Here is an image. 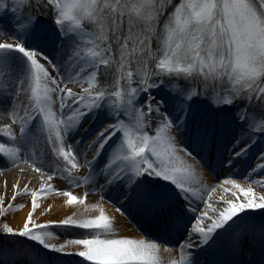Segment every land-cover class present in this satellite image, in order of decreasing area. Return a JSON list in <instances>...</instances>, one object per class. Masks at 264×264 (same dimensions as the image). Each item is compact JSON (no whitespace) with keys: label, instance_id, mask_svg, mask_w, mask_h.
Returning a JSON list of instances; mask_svg holds the SVG:
<instances>
[{"label":"snow or ice","instance_id":"6c2138e0","mask_svg":"<svg viewBox=\"0 0 264 264\" xmlns=\"http://www.w3.org/2000/svg\"><path fill=\"white\" fill-rule=\"evenodd\" d=\"M10 2L11 28L0 27V107L7 105L19 136L11 124L4 126L3 135L11 143L0 142V162L6 161V167L28 164L47 179L39 190H30L28 184L21 189L16 182L7 204L0 196V218L27 206L14 203L18 196L31 198L22 229L4 223L0 236L23 237L88 264H161V249L170 252V245L146 234L119 237L114 219L99 204H86L87 191L83 196L72 191L89 185L95 191L103 180L163 218L166 231L182 235L176 245L179 259L171 264H199L201 251L220 245L233 254L251 251L253 256L259 247L260 259L248 264H264V222L257 224L247 214L264 210V148L243 178L246 187L234 178L222 181L225 193L229 189L224 185L237 191L230 199L221 197L225 206L220 209L211 202L216 188H205L202 175L185 157L202 168L207 165L177 140V135L187 136L201 151L219 150L221 163L229 169L247 161L264 140V0ZM4 5L0 0V15L6 14ZM45 17L55 26L50 31L44 28ZM48 43L57 59L40 46ZM70 84L79 85L80 91ZM9 88L12 96L22 88L29 94L22 116L20 106L9 101ZM154 90L164 94L157 98ZM201 105L225 117L232 128L230 138L211 118L197 119ZM97 114L107 123L91 138L78 140L85 117ZM38 139L49 160L35 157ZM85 142L88 149L81 154ZM106 151L105 163L96 166ZM82 168L88 169L87 175H76ZM55 178L68 187L52 185ZM48 194L65 197L68 206L98 209L99 214L76 218L73 213L37 223L35 213ZM197 201L202 208L194 206ZM50 210L48 205L45 211ZM116 211L125 214L122 208ZM54 229L81 230L83 238L51 243L59 239ZM69 246L79 250L66 253Z\"/></svg>","mask_w":264,"mask_h":264},{"label":"rangeland","instance_id":"374dc122","mask_svg":"<svg viewBox=\"0 0 264 264\" xmlns=\"http://www.w3.org/2000/svg\"><path fill=\"white\" fill-rule=\"evenodd\" d=\"M174 2H178V0H174ZM10 7H11L10 0H5L4 10H5L6 14L0 15V27H4V28L9 29V30L11 28V23H12ZM53 27H55V26L52 25L51 23H45L44 24V28H47L48 30H51V28H53ZM7 42H12V41L8 40ZM45 46L49 47L48 44H45ZM54 55H56V53ZM2 82H3V78L0 77V83H2ZM183 83L184 82L182 81L181 84H183ZM71 86H76L77 92L80 91L79 85L70 84L69 87H71ZM191 86H194V85H191ZM12 91L13 90L11 88L8 89L9 101L14 100L17 105H19V103H28V95H29L28 93H26L24 90H21L19 95L12 96L11 95ZM160 93H162L161 95L164 94L163 91H160ZM157 98H159V97H157ZM5 106H7V105H5ZM201 115L205 116L206 118H211L214 122H217L218 125L222 128L225 137L230 138L231 133H232V128L225 121V117L223 115L211 114L209 112V110L207 109L206 105L200 106V110L197 113V119H199V117ZM84 121H86V117H85ZM106 123H107V119L103 115L97 114L94 116H88V120L83 125L84 127H86L84 129H86V131H89V135L87 137L91 138L93 136V134L98 129L103 127ZM17 136H19V134H17ZM76 138L79 140L80 137L79 138L76 137ZM177 140L180 143L187 146L190 150L194 151L195 153H198L197 148H195V146L191 143L190 139L187 136H185L183 139H181V137L179 135H177ZM1 142L11 143V141H9L8 138H5ZM261 148H264V140H261L260 144L257 147L252 149L247 161L242 162V163H238L234 167V168H236L237 173L230 172L228 175L218 176V177L215 174H213V171L210 170L208 166L205 168H202L201 165L198 164L195 160H192L191 158H188V157H185V159H186L187 163L195 165L196 171L200 172L202 174L203 178L205 177L204 175H206V177L203 179L205 188H208V187H215L216 188V191L211 193V195H212V201L211 202L214 203L216 207L222 209L225 205L221 201V197H223L224 199H230V198H232L230 193L232 191H237V190L232 189L231 185H227V186L224 185L223 186L224 188L229 189V193H225L223 191V188L220 187L221 181L224 180L225 178L230 177V178L236 179L237 182L241 183V185L243 187H246L247 185L245 184L243 178L247 176L249 169L255 163L253 157L256 155V153L258 151L261 150ZM86 149H88V142H85L82 146H80L79 151L81 154H83L86 151ZM30 151H31V149H30ZM93 155H94V150L91 152H88V155H87L88 159L87 160L91 161L93 159ZM106 156H107V151L101 155L96 166L103 165L105 163ZM202 160H203V163L205 165H207V162L203 158H202ZM87 173H88V169L82 168L78 173H75V174L78 176H84V175H87ZM209 176L211 178H209ZM35 178H38L40 181L42 180L41 176L39 174H37V176ZM45 179H47V177ZM50 183L52 185H54L55 187L61 189V190L66 189L68 187L67 182L60 179V178H55L52 181H50ZM100 183H101L100 190H102L104 192V194L101 195L97 199L102 202L101 204L111 208L115 213L119 214V216L121 218H123L124 222H127L129 225H131L133 227V230H135L136 236L141 238L142 235L146 234L148 237H150L147 233L151 232L150 228L152 226H149V228H147L146 226H148L150 223V219L148 218L150 216H148V215H152L154 213L145 210L144 208L139 206L137 203L132 202V201L126 199L125 197H123L121 194V191L119 189H117L115 186L108 187L107 185L103 184V180H101ZM157 183H159V182H157ZM40 185H41V183L32 184V185H30L29 189L30 190H39ZM72 191L74 194L81 195V196H83L84 192L87 191L89 193L88 197L95 194L94 192H96V190L93 191V187H91V185H89L87 188H85L83 186L78 187V188H73ZM256 191L259 193L260 189L257 188ZM48 195H50V194H48ZM48 195L46 197H48ZM204 195L206 196L207 193L205 192ZM88 197H87V200H89ZM101 197H103V199H101ZM43 198H45V197H42L41 199H43ZM30 199H31L30 196L20 195L17 197V199L14 203L17 205L25 204V205H27L26 206V208H27L30 205ZM242 199H243V197H241V200ZM4 201H5V204H7L9 202H12V198L10 196H8V198H5ZM217 201H220V203H216ZM194 206L200 207V208L203 207V205L199 201H197ZM117 208H122L124 210L125 214L121 215L119 212L116 211ZM23 209L18 210V211H10L7 214V216L0 218V231H2V225L4 223H7L10 227H12L16 231H19L20 229H22L24 222L21 223L17 229L14 228L13 223L15 222L16 214L21 212ZM38 210H37V212H38ZM37 212L35 213V216H34V219L36 220V222L37 223L44 222L43 220L46 219V217L42 214H40L38 216ZM73 213H76V218L91 217L90 214L94 215L92 213V210L85 211V210H82V208H78V210L75 209V210H71L69 212H62V213L59 212V214H57L55 216L51 215L49 217L52 219H60L61 220V219L66 218L69 215H72ZM247 214L252 216L254 218V221L257 224L262 223L260 216H255V215L251 214L250 212ZM154 215L155 216L152 217V218H154V220L155 219L158 220L157 218H160L157 214H154ZM188 215L191 216L192 213H189ZM159 220H163V219L160 218ZM54 231H56L59 234V239L52 240L50 242L55 243V244H62L68 238H83V237L79 236V232L81 230H69V231L65 232L64 229H54ZM17 238H18V236H17ZM19 238L21 240L17 241L16 238H10V236H8V237L0 236V248L3 249V251L0 252V264H19L18 263L19 261H21L22 264H29V262L36 261V260L40 261L41 264H88V262H83L81 257L74 255V254L73 255H67V254L57 253L56 255L49 256L46 253H42L41 251H37L38 249H36V248H38V247L36 245H38V244H35L34 242L29 241V240H28L29 242H27V241H25V239L23 237H19ZM181 239H179V241L177 240L173 244H166V245H170L172 247V250L170 252H165L163 250V247H162V250L169 255L168 256L169 258L166 261L161 259V264H171V261L179 259V251L176 248V245L181 241ZM161 244L165 245L162 242H161ZM78 250H79L78 246H69L68 248L65 249V252L66 253H75ZM255 253H256L255 256H253V253L251 251H247L246 253L233 254L227 245H220V246H217L215 249L210 250V251H201L199 253V264H228V263L224 262V258L227 257L228 255H230V257H229L230 259L231 258L233 259V260H231L233 262L232 264H248V262L250 260H253V259L259 260L260 259L259 247L256 248ZM15 258H17L19 260H15Z\"/></svg>","mask_w":264,"mask_h":264},{"label":"bare ground","instance_id":"6f19581e","mask_svg":"<svg viewBox=\"0 0 264 264\" xmlns=\"http://www.w3.org/2000/svg\"><path fill=\"white\" fill-rule=\"evenodd\" d=\"M41 47L45 51H48L53 56L54 59L58 58V54L54 55L55 52L52 51V48L43 47V46H41ZM26 87L27 86L25 85L24 88H26ZM71 88L73 89V91H77L76 86H71ZM22 90H23V88H22ZM25 92L28 93L27 91H25ZM26 104L27 103H19L20 107L18 109V113L20 116H22L24 114V105H26ZM10 124L12 125L13 129L16 130L17 134H19L18 125L12 124L11 118L7 115V106L0 107V142L2 140H4L5 138H7L3 135L4 126L10 125ZM84 128H86V127L82 126V129L80 131V132H82V135H84V137H82L81 140H83L85 137H87L89 135V131H86V129H84ZM37 145L39 146V150L36 151L37 154H39L40 157L43 156L44 159L46 157L48 158L47 152H43V153L41 152V149L43 147L42 139L38 140ZM197 150H198L201 158H203L207 162V166L209 167V169L212 170L213 174H215L217 177L228 175L230 172L237 173L236 168L233 167V168L229 169V167L227 165H224L221 163V156H220L219 150H216L215 152H213L208 147H205L202 151L199 148H197ZM86 151H87V149H86ZM49 159H50V157H49ZM21 169H23V171H21ZM49 171H50V169H49ZM198 173L201 174L200 172H198ZM37 174L38 173L33 172L32 169L29 167V165L25 164V163H20L18 167H6V162H0V196H3L4 199L8 198V196H10L12 198L13 184H15L16 182H19L20 188L23 189L25 184H28V187H30V185H32V184L42 183L43 180H46L45 179L46 177H41V179H42L41 181L38 178H35L37 176ZM204 176L206 177V175H204ZM209 178H211V177L209 176ZM5 181H7V187H5ZM222 181H221V183H222ZM225 186H227V185H225ZM91 187H93V186L91 185ZM94 193L95 194L88 197L89 200L86 201V204L87 205L99 204L100 207L103 208L105 213L109 217L114 219L115 227L118 230L117 233H118L119 237H128V238H137L138 239L139 237L136 236L135 230H133V227L131 225H129L127 222H124L123 218H121L119 216V214L115 213L111 208L101 204L102 202L97 199L101 195H103L104 192L102 190H100V188H97L96 192H94ZM42 200H43L42 206L38 210L37 214H38V216L40 214H42L46 217V219L43 220L44 222L59 221L60 219H52L49 217L51 215L55 216V215L59 214V212H61V213L62 212H69V211L75 210V209L78 210V208H82V210H84V206H80V205L68 206L65 203V200H66L65 197L58 196L55 194H50V195H48V197H45ZM48 205H51V210L46 212L45 209H47ZM29 210H30V205L27 208L25 207L18 214H16L15 222L13 223V226L15 229H17L18 226H20V224L25 221V219L27 217V213L29 212ZM92 213L95 216H97L99 214V210L98 209L92 210ZM94 215L90 214L91 217H94ZM148 216H150L151 218ZM148 216L147 217L150 219V223L152 221H154L152 223V227L150 228L151 232H149L151 237H154L156 240L162 239L163 243H170V242L174 241L175 239H177L178 237H179L178 239L182 238L181 234H177L174 231L173 232L166 231L165 226H164V222L162 220H159L158 218H157L158 220H154V218H152L155 216L154 214L148 215ZM149 226H151V224H149L146 227L149 228ZM17 241H19V239H17ZM168 256L169 255L161 249L160 258L162 260L166 261L169 258ZM229 257H230V255L225 257L224 262L228 263V264H232L233 262L231 260H233V259L232 258L230 259ZM15 260H19V259L15 258Z\"/></svg>","mask_w":264,"mask_h":264},{"label":"trees","instance_id":"16d2710c","mask_svg":"<svg viewBox=\"0 0 264 264\" xmlns=\"http://www.w3.org/2000/svg\"><path fill=\"white\" fill-rule=\"evenodd\" d=\"M44 19H45V21H51V17H45ZM250 213H252V214H256V215H259V216H261L262 221L264 220V210L250 211ZM36 246L39 247V248H42V247L39 246V245H36ZM42 249H43V248H42ZM47 251H48V250H47Z\"/></svg>","mask_w":264,"mask_h":264}]
</instances>
